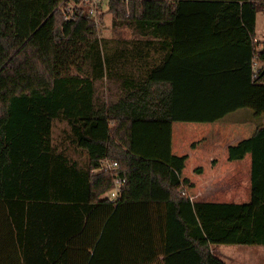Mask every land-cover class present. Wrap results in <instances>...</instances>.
Here are the masks:
<instances>
[{
	"label": "trees",
	"instance_id": "16d2710c",
	"mask_svg": "<svg viewBox=\"0 0 264 264\" xmlns=\"http://www.w3.org/2000/svg\"><path fill=\"white\" fill-rule=\"evenodd\" d=\"M63 2L0 13V264H226L214 246H264V0H111L100 28ZM236 113L249 200L194 201L173 125Z\"/></svg>",
	"mask_w": 264,
	"mask_h": 264
},
{
	"label": "rangeland",
	"instance_id": "374dc122",
	"mask_svg": "<svg viewBox=\"0 0 264 264\" xmlns=\"http://www.w3.org/2000/svg\"><path fill=\"white\" fill-rule=\"evenodd\" d=\"M3 5H5V0H0L1 14L5 12ZM1 23H3V20L0 19ZM105 24L106 26L102 35L110 39L114 35L111 28L112 20L110 15H106ZM115 38H118V36L115 35ZM120 38L131 39V33L124 31ZM257 40H264L263 12L259 13L257 17ZM243 120V114L236 113L217 124L175 123L173 130V153L178 156H185L186 153L204 156L217 154L220 159L224 160L227 157V148L229 146L248 139L252 134V125L241 123ZM67 129V125L61 121L54 123L53 141L57 149L61 145H64L61 142L63 134ZM209 180H212L214 186L221 187L220 195L211 200L240 203L249 200L250 185L248 176H240L239 178L224 177L222 179L215 178ZM213 191L218 193L217 190ZM214 253L226 264H264V246L218 245L214 246Z\"/></svg>",
	"mask_w": 264,
	"mask_h": 264
},
{
	"label": "crops",
	"instance_id": "0c3cea01",
	"mask_svg": "<svg viewBox=\"0 0 264 264\" xmlns=\"http://www.w3.org/2000/svg\"><path fill=\"white\" fill-rule=\"evenodd\" d=\"M186 155L189 157V161L184 175L191 181L192 186L187 189V192L190 197L194 198V201L219 202L211 199L220 195L221 187L214 186L212 180L209 179H222L224 177L239 178L240 176H248L250 178V157H247L243 161L230 162L228 154L224 160L220 159L217 154L204 156L186 153ZM213 190H217L218 193Z\"/></svg>",
	"mask_w": 264,
	"mask_h": 264
},
{
	"label": "built area",
	"instance_id": "2783aa9c",
	"mask_svg": "<svg viewBox=\"0 0 264 264\" xmlns=\"http://www.w3.org/2000/svg\"><path fill=\"white\" fill-rule=\"evenodd\" d=\"M111 0H64L62 7L67 6L66 18L70 19L73 14L78 13L83 6L88 8L89 14L95 19L98 28L101 27L100 18L104 11L109 9V2ZM128 1V0H123ZM103 170L116 171L118 170V164L113 162H105L102 164ZM121 188L120 180L116 181L115 190L110 194V198L115 201ZM194 199V198H192Z\"/></svg>",
	"mask_w": 264,
	"mask_h": 264
}]
</instances>
